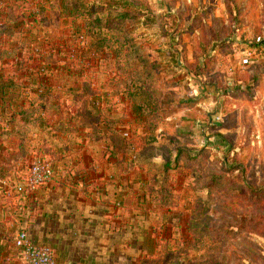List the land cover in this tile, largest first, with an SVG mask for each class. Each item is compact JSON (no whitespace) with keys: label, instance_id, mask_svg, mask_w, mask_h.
<instances>
[{"label":"crops","instance_id":"1","mask_svg":"<svg viewBox=\"0 0 264 264\" xmlns=\"http://www.w3.org/2000/svg\"><path fill=\"white\" fill-rule=\"evenodd\" d=\"M222 2L0 0V264H23V227L57 264L183 259L223 129L210 117L252 66ZM37 157L51 177L16 192Z\"/></svg>","mask_w":264,"mask_h":264},{"label":"rangeland","instance_id":"2","mask_svg":"<svg viewBox=\"0 0 264 264\" xmlns=\"http://www.w3.org/2000/svg\"><path fill=\"white\" fill-rule=\"evenodd\" d=\"M221 1L233 27L229 45L239 52L241 45L251 46L257 57L243 77L249 82L236 83L244 85L245 95L230 114L222 112L221 133L212 132L217 143L203 149L210 158L207 170L215 175L207 176L205 204L191 205L189 248L174 264H264V0ZM73 38L82 43L86 36Z\"/></svg>","mask_w":264,"mask_h":264},{"label":"built area","instance_id":"3","mask_svg":"<svg viewBox=\"0 0 264 264\" xmlns=\"http://www.w3.org/2000/svg\"><path fill=\"white\" fill-rule=\"evenodd\" d=\"M243 52L247 59L250 60L255 55L256 50L253 47L251 48V46L244 45ZM229 71L231 72L230 68ZM198 78L201 81L203 80L200 77ZM187 80L195 86L196 90L200 88L201 83L197 82L193 77L190 76ZM220 119L221 115L219 113H213L210 117V123L220 121ZM51 175L52 168L50 164L37 157L32 160L29 166L28 176L21 184H17L14 189L18 193L31 192L48 181ZM14 243L21 250L23 264H57L53 250L45 245L32 242L24 227L17 232Z\"/></svg>","mask_w":264,"mask_h":264},{"label":"trees","instance_id":"4","mask_svg":"<svg viewBox=\"0 0 264 264\" xmlns=\"http://www.w3.org/2000/svg\"><path fill=\"white\" fill-rule=\"evenodd\" d=\"M36 13V12H35ZM34 12H31L29 13L28 15L24 16L22 19H26L27 17H32L34 16V19H36V15H35ZM15 21V20H14ZM42 50L40 49V47L36 46V45H30V51L29 53L27 54L28 55V58L30 59H34V58H37V59H41L42 58ZM207 56V55H206ZM212 56V55H211ZM210 56V57H211ZM206 60L203 61V66H201V69L205 68L206 67ZM208 171V175L210 178H211V175H215V171H210V170H207Z\"/></svg>","mask_w":264,"mask_h":264}]
</instances>
